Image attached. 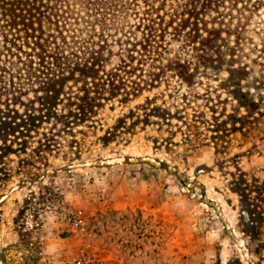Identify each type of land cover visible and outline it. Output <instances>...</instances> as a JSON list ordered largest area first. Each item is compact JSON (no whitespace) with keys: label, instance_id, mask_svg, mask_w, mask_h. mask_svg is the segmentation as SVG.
<instances>
[{"label":"rangeland","instance_id":"1","mask_svg":"<svg viewBox=\"0 0 264 264\" xmlns=\"http://www.w3.org/2000/svg\"><path fill=\"white\" fill-rule=\"evenodd\" d=\"M213 16L221 64L106 146L117 103L88 126L0 64V264H264V0Z\"/></svg>","mask_w":264,"mask_h":264},{"label":"trees","instance_id":"2","mask_svg":"<svg viewBox=\"0 0 264 264\" xmlns=\"http://www.w3.org/2000/svg\"><path fill=\"white\" fill-rule=\"evenodd\" d=\"M220 3L0 0V64L16 88L42 94L79 123L92 126L98 110L117 103L120 116L100 138L106 146L142 129L162 94L221 64Z\"/></svg>","mask_w":264,"mask_h":264}]
</instances>
